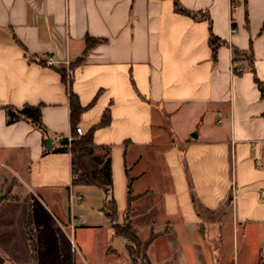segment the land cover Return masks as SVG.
I'll return each mask as SVG.
<instances>
[{
	"label": "crops",
	"instance_id": "1",
	"mask_svg": "<svg viewBox=\"0 0 264 264\" xmlns=\"http://www.w3.org/2000/svg\"><path fill=\"white\" fill-rule=\"evenodd\" d=\"M175 1L0 0V176L40 191L46 206L69 198L73 209L86 189L73 186L71 154L46 153L45 143L73 137V94L84 135L110 112L95 143L111 148L121 216L133 179V226L143 242L156 235L151 264H260L264 96L247 61L234 73V51L253 52L264 84V0H178L209 20L177 13ZM211 32L225 42L216 61ZM88 38L102 43L73 65ZM25 106H42L47 137L7 123L8 107ZM83 226L101 235L107 262L132 264L109 219Z\"/></svg>",
	"mask_w": 264,
	"mask_h": 264
},
{
	"label": "rangeland",
	"instance_id": "2",
	"mask_svg": "<svg viewBox=\"0 0 264 264\" xmlns=\"http://www.w3.org/2000/svg\"><path fill=\"white\" fill-rule=\"evenodd\" d=\"M0 176V257L4 264H113L107 262L102 248L106 243L98 232L88 230L83 225H108L106 215L99 211L103 207L104 193L99 188L86 189L81 195L85 201H76L73 209L66 198L59 208L46 206L39 201L41 192L16 181L12 187L11 176L2 171ZM8 183H5V180ZM4 186V187H3ZM4 188V189H3ZM83 190V191H84ZM78 196V194H76ZM32 216L34 232L26 229V221ZM71 216L79 220L71 231ZM119 222H123L119 216ZM77 233V234H76ZM39 246L33 256L31 239ZM124 240L119 239L115 246ZM105 244V245H104ZM104 246V247H103ZM90 251L92 259L81 250ZM84 249V250H85Z\"/></svg>",
	"mask_w": 264,
	"mask_h": 264
},
{
	"label": "trees",
	"instance_id": "3",
	"mask_svg": "<svg viewBox=\"0 0 264 264\" xmlns=\"http://www.w3.org/2000/svg\"><path fill=\"white\" fill-rule=\"evenodd\" d=\"M175 9L179 14L190 16L194 19L200 20H209L208 14L199 13L194 14L186 9H184L178 0L175 1ZM102 43V40L88 38L86 40V51L84 55L78 59L73 65H81L88 52ZM225 44L220 38L216 37L212 32L210 36V47L213 52V58L217 60V54L220 49ZM235 66L234 73L241 74L244 72V68L240 67L239 61L244 60L249 64L250 70L255 75V81L258 85L262 95L264 96V84L258 79L256 75V70L254 67L255 59L253 52L242 53L235 50ZM75 67V66H74ZM239 69H242L239 72ZM63 80L66 81V73H62ZM72 101V127H73V141L69 143L67 139L62 140L59 145L55 146L51 151L58 154H71L72 156V173H73V186L74 187H96L103 191L105 200L104 207L102 212L109 219L110 224L112 225L115 235L117 237L124 238L128 241L129 245L127 246V252L132 264H151L148 258V249L151 245L156 235H152L150 240L143 242L138 235L136 229L132 223V214H133V202L134 196L132 195V183L133 179L129 178L128 185V204L126 211L122 215L123 222H119V209L116 198L114 196V179L112 171V157H111V148L109 147H99L95 143L94 135L98 129L107 128L111 125V115L107 111L104 114V117L99 125L91 129L87 134L79 137L77 133L78 124L80 117L84 112V108L76 100V97L71 94ZM7 115L9 125L15 124L17 122L26 121L32 124L37 130L41 131L44 137L48 136V131L43 123L42 119V106L32 107L25 106L22 109H16L13 107L7 108ZM169 133L171 130L168 129ZM47 148V146H46ZM102 150L105 152L104 155L99 154V151ZM27 231L32 234L34 232L32 216H30L26 222ZM31 247L33 251V256L37 255V243L32 238ZM0 264H4V261L0 258ZM260 264H264V261Z\"/></svg>",
	"mask_w": 264,
	"mask_h": 264
},
{
	"label": "built area",
	"instance_id": "4",
	"mask_svg": "<svg viewBox=\"0 0 264 264\" xmlns=\"http://www.w3.org/2000/svg\"><path fill=\"white\" fill-rule=\"evenodd\" d=\"M232 33H236V29L233 28L232 30ZM46 63L48 66H54L55 65V62L53 59L49 58V59H46ZM242 69H239V72H241ZM77 133H78V136L81 137L84 135V131L81 127H78L77 128ZM63 139L62 138H58L57 139V142H61ZM69 141V143H71L73 141V137H70L67 139ZM258 166H261V164L259 163ZM262 197H263V200H264V191L262 192ZM74 198V200H77L78 202H83L84 201V198L82 196H72V199ZM72 222L75 223V222H79V220H76V219H72Z\"/></svg>",
	"mask_w": 264,
	"mask_h": 264
},
{
	"label": "water",
	"instance_id": "5",
	"mask_svg": "<svg viewBox=\"0 0 264 264\" xmlns=\"http://www.w3.org/2000/svg\"><path fill=\"white\" fill-rule=\"evenodd\" d=\"M192 137L198 138V134L195 133L194 135H192ZM45 143L47 145L48 151H51L54 148V144L52 143L51 140H46Z\"/></svg>",
	"mask_w": 264,
	"mask_h": 264
}]
</instances>
